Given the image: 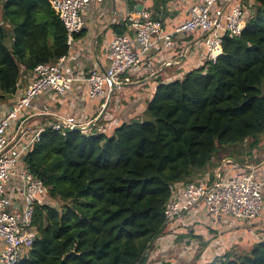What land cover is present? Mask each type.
I'll return each instance as SVG.
<instances>
[{
  "label": "trees",
  "instance_id": "obj_1",
  "mask_svg": "<svg viewBox=\"0 0 264 264\" xmlns=\"http://www.w3.org/2000/svg\"><path fill=\"white\" fill-rule=\"evenodd\" d=\"M247 3L252 13L241 35L225 36L215 61L158 83L144 119L111 134L44 128L24 158L45 189L34 209L38 236L17 264H144L167 222L172 185L236 159L243 142L258 144L264 0ZM66 36L50 0H0V103L15 93L22 70L67 54ZM220 264H264V240L223 254Z\"/></svg>",
  "mask_w": 264,
  "mask_h": 264
},
{
  "label": "crops",
  "instance_id": "obj_2",
  "mask_svg": "<svg viewBox=\"0 0 264 264\" xmlns=\"http://www.w3.org/2000/svg\"><path fill=\"white\" fill-rule=\"evenodd\" d=\"M188 8V2L182 4L178 0L91 1L82 9L83 28L74 34L63 61L62 73L78 80L73 81L71 89L64 94L46 90L37 95L12 126L22 119L36 127L64 117H73L77 125H86L103 112L98 123L88 132L101 124L105 126V134H111L123 122L144 119L147 102L158 83L180 79L207 60L201 31L178 34L172 47L145 55L138 66L124 75L129 81L112 92L104 107L103 98L88 94L89 85L85 78L92 71L108 67L106 53L116 34L115 28L123 26V32L132 35L122 20L128 13L148 10L153 20L171 30L188 16ZM132 45L134 49L139 48L135 41ZM169 60L177 61L176 64H165ZM33 78V71H21L17 90L0 103V117L23 95ZM260 144L258 142L249 149L242 143L236 159L227 157L217 167L211 162L205 170L194 172L191 181L209 183L217 173L224 179H231L251 170L256 179L264 182V147ZM179 187L180 183H177L176 188ZM262 194L264 199V186ZM261 240H264V201L259 215L246 220L226 214L213 216L203 204H198L166 222L144 264H220L223 254H243ZM3 245L0 238V251Z\"/></svg>",
  "mask_w": 264,
  "mask_h": 264
},
{
  "label": "built area",
  "instance_id": "obj_3",
  "mask_svg": "<svg viewBox=\"0 0 264 264\" xmlns=\"http://www.w3.org/2000/svg\"><path fill=\"white\" fill-rule=\"evenodd\" d=\"M91 1L102 0H50L51 8L66 29L68 46L74 34L83 28L82 9ZM178 2L189 3L188 16L171 30L164 29L145 9L135 10L122 18L123 25L132 31V35L127 32L115 34L107 48L108 67L92 71L85 78L89 85L88 94L104 99L102 107L115 89L129 81L124 76L127 72L138 66L148 53L172 47L176 35L201 31L207 60L215 61L222 51L223 38L240 36L250 15L245 8L246 0ZM131 40L137 43L138 49H134ZM64 59L65 56H62L54 63L36 65L32 82L0 117V238L4 243L0 264H17L27 256L38 236L34 209L44 202L45 189L42 181L29 170L25 156L40 140L45 127L64 131L78 126L73 117L36 127L22 119L12 126L37 95L46 90L64 94L71 89L73 81L78 80L62 73ZM176 61L169 60L165 64H176ZM97 132L105 133V126L98 125ZM177 183H180L179 188H176ZM177 183L172 185L171 196L165 206L167 221L198 204H203L210 215L226 214L239 220L257 217L263 206L264 182L256 179L251 170L231 179H224L217 173L209 183ZM149 250L145 252L146 257Z\"/></svg>",
  "mask_w": 264,
  "mask_h": 264
},
{
  "label": "water",
  "instance_id": "obj_4",
  "mask_svg": "<svg viewBox=\"0 0 264 264\" xmlns=\"http://www.w3.org/2000/svg\"><path fill=\"white\" fill-rule=\"evenodd\" d=\"M102 114H103V112L100 113V115L98 117H96L91 123L86 124V125L73 126L72 129H77V130H81V131L84 132L85 130L89 129L90 127H92L93 125H95L96 123H98V121L100 120Z\"/></svg>",
  "mask_w": 264,
  "mask_h": 264
},
{
  "label": "rangeland",
  "instance_id": "obj_5",
  "mask_svg": "<svg viewBox=\"0 0 264 264\" xmlns=\"http://www.w3.org/2000/svg\"><path fill=\"white\" fill-rule=\"evenodd\" d=\"M246 7H247V11H248L247 14L252 13V9H251V5H250V3L248 4V3L245 2V8H246ZM6 44H7V42H6ZM13 132H14V130L12 131V133H13ZM259 142L261 143V144H260L261 147H264V136H263V137H260ZM243 143H245V145L247 146V142H243Z\"/></svg>",
  "mask_w": 264,
  "mask_h": 264
}]
</instances>
